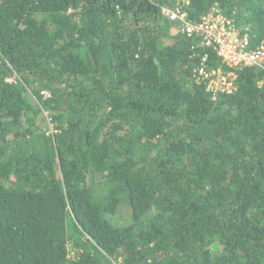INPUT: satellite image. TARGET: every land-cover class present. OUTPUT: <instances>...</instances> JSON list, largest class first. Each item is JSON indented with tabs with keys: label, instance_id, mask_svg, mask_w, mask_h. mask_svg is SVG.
<instances>
[{
	"label": "trees",
	"instance_id": "1",
	"mask_svg": "<svg viewBox=\"0 0 264 264\" xmlns=\"http://www.w3.org/2000/svg\"><path fill=\"white\" fill-rule=\"evenodd\" d=\"M175 3L0 0V264H264V65L224 64ZM213 6L264 43V0L188 19Z\"/></svg>",
	"mask_w": 264,
	"mask_h": 264
},
{
	"label": "built area",
	"instance_id": "2",
	"mask_svg": "<svg viewBox=\"0 0 264 264\" xmlns=\"http://www.w3.org/2000/svg\"><path fill=\"white\" fill-rule=\"evenodd\" d=\"M189 0H176L174 6L163 5L160 13L178 23L179 31L188 36L197 35L200 43L211 46L215 54L229 67L240 65H264V43L253 45L248 33H242L233 19L224 15L216 6L196 21H190L186 6ZM183 6V7H182ZM207 54L201 57L195 73L197 79L206 80L207 87L215 94L218 90L232 92V71L223 73L219 67L206 65Z\"/></svg>",
	"mask_w": 264,
	"mask_h": 264
},
{
	"label": "rangeland",
	"instance_id": "3",
	"mask_svg": "<svg viewBox=\"0 0 264 264\" xmlns=\"http://www.w3.org/2000/svg\"><path fill=\"white\" fill-rule=\"evenodd\" d=\"M100 184H96L93 186L91 192L93 194V197L96 199H99L102 197V195L105 193V190L103 189L102 186H99ZM127 209V210H126ZM126 209H123L125 212L129 211L128 208L126 207ZM116 217V218H115ZM115 221L119 224V225H124L126 223H128L130 221V218L128 215H122V213H117L114 216Z\"/></svg>",
	"mask_w": 264,
	"mask_h": 264
}]
</instances>
